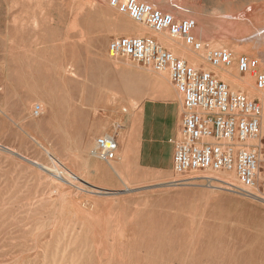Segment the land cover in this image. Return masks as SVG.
<instances>
[{"label": "rangeland", "instance_id": "obj_1", "mask_svg": "<svg viewBox=\"0 0 264 264\" xmlns=\"http://www.w3.org/2000/svg\"><path fill=\"white\" fill-rule=\"evenodd\" d=\"M140 1L194 19L203 49L101 0H0V264H264L263 199L212 187L222 174L132 165L122 128L169 75L108 52L111 40L146 30L255 99L254 72L212 67L206 54H260L264 71V46L238 44L261 26L250 10L264 0ZM105 135L119 144L109 162L96 153Z\"/></svg>", "mask_w": 264, "mask_h": 264}, {"label": "built area", "instance_id": "obj_2", "mask_svg": "<svg viewBox=\"0 0 264 264\" xmlns=\"http://www.w3.org/2000/svg\"><path fill=\"white\" fill-rule=\"evenodd\" d=\"M156 33L167 32L195 51L203 44L195 36L194 19H177L155 5L140 0H101ZM112 57H126L158 73H168L183 99L182 139L177 143L173 169L179 175L218 173L235 181L227 186L244 196L264 200V107L244 92L232 90L213 72L178 57L157 40L124 36L110 41ZM206 60L223 70L236 62L241 74L255 73V87L264 91V71L259 58L235 56L229 49H209ZM42 107L34 108L40 114ZM113 135L97 139L96 153L106 162L118 155Z\"/></svg>", "mask_w": 264, "mask_h": 264}, {"label": "crops", "instance_id": "obj_3", "mask_svg": "<svg viewBox=\"0 0 264 264\" xmlns=\"http://www.w3.org/2000/svg\"><path fill=\"white\" fill-rule=\"evenodd\" d=\"M139 34L161 42L168 49L171 47L162 36L146 30L140 31ZM186 60L191 61L190 58ZM167 78L169 87L164 93L160 79L153 95L146 96L140 102L133 113L132 121L122 128L121 143L128 152L127 158L141 171H174L176 145L182 139L184 110L182 95L170 77ZM118 159L121 163L125 161L121 157Z\"/></svg>", "mask_w": 264, "mask_h": 264}, {"label": "bare ground", "instance_id": "obj_4", "mask_svg": "<svg viewBox=\"0 0 264 264\" xmlns=\"http://www.w3.org/2000/svg\"><path fill=\"white\" fill-rule=\"evenodd\" d=\"M259 5V4H258ZM256 6V5H255ZM260 6V5H259ZM252 7V6H251ZM262 7V6H261ZM249 9H252V8H249ZM254 9V10H253ZM252 10H250L251 11V13H252V15L251 14H249L250 12H248V11H246V14H248V15H251V16H255V15H260L261 14V16H262V20L260 21V23H259V25H261V26H259V27H257V29H255V31H254V33H250L251 35H249V36H247V37H245V39H244V37L242 38L243 40H240V41H242V42H240V43H238V44H240V45H242L243 44V47L242 46H240L242 49L244 48L245 50H255V49H257L259 46H264V7H262L261 9H259V8H253ZM257 13V14H256ZM237 14H239V13H237ZM236 14V15H237ZM257 15V16H258ZM261 16H259V18L261 17ZM231 17V16H230ZM232 17H233V15H232ZM235 18V17H234ZM251 18V17H250ZM255 18V17H254ZM257 19V18H256ZM261 19V18H260ZM259 19V20H260ZM244 20V19H243ZM254 22V21H253ZM257 23H258V21H257ZM256 23V24H257ZM241 24V23H240ZM242 25V24H241ZM231 27H234L233 26V24H232V26ZM256 28V27H255ZM233 29V28H232ZM237 29V28H236ZM239 29H240V27H239ZM225 30V29H224ZM235 30V29H234ZM232 32V31H231ZM252 32V31H251ZM237 33V32H236ZM230 35V34H229ZM229 35H227V36H229ZM226 36V35H225ZM239 36V35H238ZM238 36H237V38H238ZM240 37V36H239ZM227 38V37H226ZM233 38V37H232ZM222 39V38H221ZM229 39H231V37L230 38H228V39H225V40H229ZM234 39H235V41H236V38L234 37ZM240 39V38H239ZM238 40V39H237ZM233 41V40H232ZM234 41V42H235ZM239 42V41H238ZM225 43V42H224ZM226 43H228L227 45H229V41L228 42H226ZM237 42H235V44H236ZM231 44V43H230ZM234 44V45H235ZM237 45V44H236ZM216 46V45H215ZM231 47V46H230ZM234 48H237V47H234ZM232 50V49H231ZM234 50H236V49H234ZM239 51H242L240 48L238 49ZM238 50H236V51H238ZM259 50V49H258ZM252 52V51H251ZM252 54H253V52H252ZM258 54H259V51H258ZM257 54V55H258ZM256 55V54H255ZM202 56V55H201ZM259 57H260V54H259ZM258 57V58H259ZM263 59V58H262ZM261 59V60H262ZM263 62H264V60H263ZM202 63V62H201ZM213 67V66H212ZM228 71V70H227ZM230 72H232V71H230ZM230 72H228V73H230ZM218 73V72H217ZM231 74V73H230ZM233 74V73H232ZM227 75V74H226ZM225 74L223 75V78L224 79H226V80H229V77H227ZM247 75V74H246ZM229 76V75H228ZM238 80V79H237ZM236 81V80H235ZM238 82H240V84L242 85V86H244V88L246 89L247 87H246V85H248L250 82H248V77H241V78H239V80H238ZM255 83V82H254ZM249 89V88H248ZM252 97V96H251ZM253 97H255V99H259L260 101H261V103H262V105L264 106V91H258L257 92V94H254L253 95ZM205 177H207V176H205ZM208 178H210L211 180H213V178L212 177H208ZM190 179V178H189ZM216 181H217V183L219 184L218 186H215V185H211L212 187H216V188H226V189H228V190H230L229 189V187L227 186V184H225L224 182H228V183H234L235 181L233 180V177H230V178H227V177H225V176H223V175H220V176H218L217 178H214ZM210 180V181H211Z\"/></svg>", "mask_w": 264, "mask_h": 264}]
</instances>
